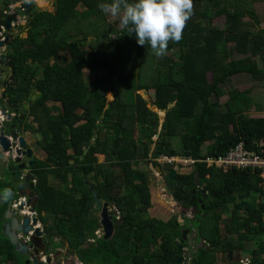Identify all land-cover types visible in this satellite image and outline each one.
Masks as SVG:
<instances>
[{"label": "trees", "instance_id": "obj_1", "mask_svg": "<svg viewBox=\"0 0 264 264\" xmlns=\"http://www.w3.org/2000/svg\"><path fill=\"white\" fill-rule=\"evenodd\" d=\"M99 2L54 0V11L31 12L26 37L15 35L6 48L11 82L2 94L5 107L31 118L23 131L38 135L45 153L35 162L32 188L43 239L53 251L67 244L82 264H177L188 247L181 229L194 228V244L204 242L192 255L195 264H216L218 252L227 264H243L236 259L242 253L248 264H264V201L255 198H264V180L258 170L223 171L198 162L182 174L167 164L165 182L173 200L183 211L198 210L193 221L182 213L181 224L176 216L165 223L144 217L151 207L150 190L147 174L137 169L143 162L156 167L161 155L218 157L240 142L251 148L264 140V114H247L246 93L232 89L220 102V86L231 77H264V31H254L252 5L264 0H192L182 38L170 40L165 50L175 51L173 58L154 55L147 44L136 43L134 33L111 26ZM204 2L214 16H224L222 28L210 17L200 18ZM84 70L97 73L90 84ZM142 90L153 91L151 102L158 110L174 104L161 124ZM107 93L113 100L106 109ZM30 94L36 95L34 101ZM174 137L180 150L171 145ZM50 178L67 187L53 186ZM6 181L0 179V193L2 187L10 191ZM88 186L119 213V220L112 215L111 239L95 234L100 223L89 218L97 208ZM200 188L210 196L202 201L204 210ZM9 198H0V264H32L2 233ZM222 214L229 216L222 220Z\"/></svg>", "mask_w": 264, "mask_h": 264}, {"label": "rangeland", "instance_id": "obj_2", "mask_svg": "<svg viewBox=\"0 0 264 264\" xmlns=\"http://www.w3.org/2000/svg\"><path fill=\"white\" fill-rule=\"evenodd\" d=\"M34 4H36L38 6L37 11H47V12H53L54 11V0H31ZM205 7H207V10H205L204 8H201L200 11V18L205 21V19L207 18H211V24L214 26H217L218 28H222L224 26V16H214L213 14V9L211 8V6L207 3L204 2ZM253 5V9L257 18V25H255L254 31L256 30H263L264 31V4L263 3H254ZM206 11V12H205ZM106 21L111 24V26H114L116 29H121L123 26L120 24L119 22V18L118 17H112L110 15H106L104 14ZM19 24L22 26V28L20 29V31H18V35L21 38L26 37V30L24 29L25 26L23 25V22H19ZM164 55L166 56H171L172 58L175 57L176 52L172 51L170 53H164ZM137 71V69H136ZM97 73H90L88 70H84L83 71V77L84 80L87 84H90L94 79H95V75ZM208 78L210 79V76H208ZM221 91H222V98H220V102L221 103H225V101L228 99L227 97V93L232 90L235 89L237 91L240 92H244L246 93V98L248 100L251 101V109L249 110V112H247L248 115L250 116H259V115H263L264 114V77L262 80L256 81L254 79H252L249 75L247 74H238L235 75L233 77H231L229 83H226L224 85L220 86ZM142 91H139V94L143 97V99L147 102V107L149 106V102L152 101L153 99V91L149 90L147 95L143 96ZM106 98V104L111 102L113 100V96L111 93H107V95L105 96ZM51 105H55L57 107H61V105L59 103L57 104H49ZM53 115H57V112H53ZM34 125V124H33ZM31 133V132H30ZM32 134V138L34 140L30 141V143L28 145H30V148L33 150L34 154L36 157H38V159L40 160H44L45 159V153L42 152V150H40L37 147V141L40 139V137L36 134ZM22 136V133H21ZM208 143H205L202 146V152L204 153L205 151V147ZM171 145L175 150H180L181 149V142L180 139L177 137H174L171 139ZM98 162L102 163L103 162V156H98ZM157 163V162H156ZM158 165L156 167H153L152 165L148 164L147 162H143L141 164L138 165L137 169L140 168V170H144L145 174H147V179H148V187L150 190V202H151V207L148 210L146 216L149 219H155V220H159L161 222H167L169 220H171V218H173L174 216L178 217L183 213L186 217H191V214L189 211H183L179 204L176 203L173 198L172 195L170 193V191H168L167 187H166V182H165V174H166V167L167 164H160L157 163ZM176 164H182L184 165V163L182 162V160L178 161V159H175V161L172 164H169L172 167H176ZM2 167L3 162H1L0 164ZM184 167V166H183ZM177 168V167H176ZM1 169V168H0ZM180 173H187V170H185L184 168L180 170ZM1 175V173H0ZM7 176L8 173L6 174ZM92 175H88L86 177L87 182L88 183H92ZM8 178V177H6ZM7 182V181H6ZM49 183L52 184L53 186H56L58 188H64L67 186H63L59 184V181L53 178L49 179ZM70 186V184H69ZM5 189V187L1 188V193L3 192V190ZM12 193V192H11ZM255 198L257 201H264L263 197H260L259 194L255 195ZM100 202H102L100 200ZM118 211H116L115 207L112 205H108V213L109 215H114L115 217L117 216L119 219V213L117 214ZM229 215H225L222 214V220H226V218ZM90 219H95L98 220L100 222V211L99 210H93L90 212L89 215ZM204 221H209L208 219H204ZM194 223V222H193ZM193 225V224H192ZM194 226H198L196 223H194ZM101 230V229H100ZM100 230H98L95 234L97 237L102 236V232H100ZM196 230L193 228L191 229V233H195ZM192 236V235H191ZM112 238V237H111ZM108 238V239H111ZM57 240V239H56ZM93 240H89L88 243H92ZM193 242V241H192ZM203 241H197V243L193 246V248H199L201 245H203ZM46 249H48L47 251H44L43 253L47 256L50 257L51 261L49 262V264H75L78 260L77 258L68 253V248H67V244H64L63 247H58L56 250H52L49 244H46ZM52 245V243H51ZM253 246V244H248L249 249H251V247ZM192 248L187 247L184 248V252L188 251L190 252ZM50 254V255H49ZM49 255V256H48ZM217 256V261L216 264H227L228 260L226 259L225 254L218 252L216 254ZM248 256L246 253H242L239 256L236 257V259H243V257ZM26 256H23V259ZM3 261V260H2ZM4 262V261H3ZM8 261L2 263V264H7ZM188 263H191V260H188Z\"/></svg>", "mask_w": 264, "mask_h": 264}, {"label": "flooded vegetation", "instance_id": "obj_3", "mask_svg": "<svg viewBox=\"0 0 264 264\" xmlns=\"http://www.w3.org/2000/svg\"><path fill=\"white\" fill-rule=\"evenodd\" d=\"M31 8H33L32 11H31ZM37 9H38V6L36 4H34L31 0H3V2H0V29L2 28V30L0 31V36L6 39L4 42L3 41H1V42H3V44L6 43V45H7L8 42L15 35H18L19 34L18 31H20V29L22 28V26L19 24V22L22 21L23 25L26 26L28 24V21H29V14L33 11H37ZM6 20H9L11 26L13 27L10 31H7V29L4 27L5 26L4 22ZM8 73H9V67L5 68L4 66H0V76H2V78H3V80H2L3 84L6 83V76L8 75ZM1 99H2V91L0 90V105H1ZM19 117H22V119L17 124V126L19 128V132L22 133V136L25 138L26 137L25 134L28 133L29 131H23L24 126L25 125H31L32 121H31L30 117L24 118L23 115H20ZM5 128H6L5 131H1V133H7L8 127H5ZM25 141L28 145L29 141L26 140V138H25ZM28 146L30 148V145H28ZM31 152L32 153H31V156L29 158L26 157V154L24 156H22L21 161L18 164L13 163L12 161L7 163L4 160H0V164H1V162H3L2 167H0L1 168L0 169V173H1L0 179L1 180L6 179L7 180L6 184L10 186V191L13 192L12 196H10V198H9V203H8V206H9L8 210L11 211L9 222H11L12 219H15L17 224H21L23 222L22 217L28 215L26 213L23 214L21 212L22 208L21 209H19V208L15 209L13 207L14 201L16 202L20 197H25L26 201L29 203L30 207L35 202L34 193L32 192V186H34L36 183V179H35V175H34V171H35V167H36L35 162H36V160H40V159H38V157L35 156L32 149H31ZM7 173L9 175V177L6 175ZM6 177H8V178H6ZM26 179H28V182H26ZM19 186H22L21 190H18ZM20 193H23V196H21ZM14 194H16V196H14ZM209 197H210L209 194L206 193V198L204 199V201L209 202L208 201ZM199 201H200V199L198 200V202ZM202 201H201V204H202ZM30 217H31V219L36 220V223H34L33 226L37 225L36 229L39 230L40 235L36 236L34 231L31 235L29 234L30 231H28L27 234H22V232H18L17 230H15V234L17 235V240L20 243H24L27 245L26 254L23 256H26V258L28 260H30L31 263H33L34 260L40 262L39 258L46 256L43 252L47 251L48 249H46V246H47L46 243L47 242L43 239V229H42V226L40 224L41 221L38 219L36 213H35V215L30 216ZM30 217L28 216V219H29L28 224L31 226ZM5 222H7V221L5 220ZM184 230H187L186 235H189L191 240L193 241L194 239L191 236L192 235L191 229H184ZM2 233H4V232L2 231ZM186 235H185L184 240L187 241V246H188V240L186 238ZM32 241H35L36 244H33ZM188 247H190V246H188ZM190 248H192V247H190ZM192 249H191V251H192ZM186 252H188V251H185V254H186ZM50 261H51L50 257L46 256V264H49Z\"/></svg>", "mask_w": 264, "mask_h": 264}, {"label": "clouds", "instance_id": "obj_4", "mask_svg": "<svg viewBox=\"0 0 264 264\" xmlns=\"http://www.w3.org/2000/svg\"><path fill=\"white\" fill-rule=\"evenodd\" d=\"M97 7L106 15L118 17L120 24L125 27L128 32L135 34L136 43L138 45L144 46L147 44L154 55L159 57L165 53L170 40L178 42L182 38L184 26L192 15L193 4L192 0H102V2L97 4ZM4 44L5 45L0 48H4L3 51L6 56L8 44ZM9 83L10 82L6 84ZM5 88L3 90L1 89L2 94ZM2 110L5 111L4 114H1ZM7 115H11V117L18 116L5 107V97L2 96L0 105V125L6 120ZM10 196L11 192L8 189H4L3 192L0 193V198L4 200H7ZM26 216L28 217V215ZM31 226L33 228V223ZM40 262L42 261L40 260ZM43 264H46V262Z\"/></svg>", "mask_w": 264, "mask_h": 264}, {"label": "water", "instance_id": "obj_5", "mask_svg": "<svg viewBox=\"0 0 264 264\" xmlns=\"http://www.w3.org/2000/svg\"><path fill=\"white\" fill-rule=\"evenodd\" d=\"M0 2H3V0H0ZM33 10V8H31V11ZM4 27L7 29V31H10L13 27L10 24L9 20H6L4 22ZM2 30V28L0 29V31ZM5 44H3V42L0 41V47H3ZM59 53V50L57 52H55L54 56H57ZM0 66H4L5 68L9 67V63H8V59L6 58V56L4 54L0 55ZM142 95L145 96L147 95V92L145 90H142ZM107 95V94H106ZM30 100L29 101H34L36 98V95L30 94L29 95ZM29 105V102L23 105V108L26 110L27 107ZM110 102L106 104V109L109 107ZM148 108L151 109L152 111H154L158 117H159V121L160 124L163 122L164 119V114L166 113V111H168L170 108L173 107V103L169 104L168 107L165 110H158L156 109V107L153 105V102H149L148 104ZM5 111H1V114H4ZM22 119V117H18V116H13L11 117V115H7L6 116V120L0 125V160H4L5 162H10L12 161L15 164L20 163L22 156H24L26 154V157H30L31 156V149L29 148V146L27 145L25 138L23 136L20 135L19 132V128L17 126V124L20 122V120ZM5 127H8V131L7 133H1V131H5ZM84 149V154L86 153V149ZM19 168V167H18ZM194 180H195V187L199 188L200 185V180L197 177V174H194L193 176ZM26 182H28V179H26ZM87 184V183H86ZM33 188V186H32ZM22 186H19L18 190H21ZM13 190V189H12ZM88 191L91 192L92 197L94 199V204L97 208V210L100 211V226H101V232H102V236L104 239H108L111 238L114 234V229H113V223L111 221V216L108 214V203L106 202H100V200L97 198L96 193L92 191V187L88 186ZM201 198L199 201L200 204V209L204 210L205 206L203 204H201V201L204 200L206 198V193L204 190H202L200 188L199 191ZM21 196H23V193H20ZM22 206L19 207V209H21ZM34 205H32L30 212H34ZM10 210H7L5 213V220L7 222L3 223L2 226V231L4 232L3 234L5 235V237L9 240L10 244H12L15 248V251L20 254V255H25L26 254V248L27 245L24 243H20L17 240V235L15 234V230H17L18 232H22V234H27L28 231L32 230V226H30L29 223V219L27 216H23V222L21 224H17V222L15 221V219H12L11 222H9V218H10ZM198 210H194L193 212L191 211V221L194 220L195 215L197 214ZM178 221L180 223L183 222V219L181 218V216H179ZM33 224L36 223V220L34 219ZM17 224V225H16ZM34 233L36 236L40 235V232L38 229L34 230ZM187 234V230L181 229V238L184 239L185 235ZM196 233L192 234L193 239L196 238ZM35 236V237H36ZM186 238L188 240V246L192 247L195 245L194 242H192L191 238L189 235H186ZM33 244H36L35 241H32ZM196 253V249L193 248L191 252H186V254L184 256L179 257L176 260L177 264H180L183 262V264H189L188 260H191L190 264H195V261L192 259V255ZM30 260H28L26 263H29ZM32 264H43L42 262H38L36 260L33 261ZM75 264H81L80 262H76Z\"/></svg>", "mask_w": 264, "mask_h": 264}, {"label": "built area", "instance_id": "obj_6", "mask_svg": "<svg viewBox=\"0 0 264 264\" xmlns=\"http://www.w3.org/2000/svg\"><path fill=\"white\" fill-rule=\"evenodd\" d=\"M6 39L0 36V41H5ZM4 48H0V55L4 54ZM3 78L0 76V90L4 89L8 82H11L10 74L6 76V83L3 84L2 82ZM2 120V119H1ZM253 145V146H252ZM251 145V148H248L246 144L243 142L238 143L234 148H231L225 155H221L218 157H209L206 156L203 159H192V158H182L177 156L168 157L166 155H161L156 160L157 163L160 164H172L175 159H178V161L182 160L184 165L182 164H176V167L174 169H177L179 172L181 169L190 168L195 165V163L201 162L205 163L206 167H215L216 169H220L223 171H227L231 168H236L239 170L243 169H250V170H258L259 176L264 180V140L254 141V143ZM252 147L255 149L253 150ZM184 166V167H183ZM22 206L21 212L24 214H28V216H33L35 213H31L30 205L26 201L25 197H20L16 202L14 201L13 207L15 209ZM118 214V212H117ZM33 218V217H32ZM116 220H118V217H115ZM31 225L33 219H31ZM37 226H33L32 231L29 232L31 235L36 229ZM43 263L46 262V256H43L39 258ZM241 263L248 264L247 258L241 259Z\"/></svg>", "mask_w": 264, "mask_h": 264}, {"label": "crops", "instance_id": "obj_7", "mask_svg": "<svg viewBox=\"0 0 264 264\" xmlns=\"http://www.w3.org/2000/svg\"><path fill=\"white\" fill-rule=\"evenodd\" d=\"M30 119H31V118H30ZM25 135H26V137H25L26 140H28L29 143H30V141L33 140V138H32V137H33L32 134L28 132V133H26ZM33 142H34V140H33ZM37 147H38V145H37ZM38 148H39V147H38ZM39 149H40V148H39ZM40 150H41V149H40ZM42 152H43V151H42Z\"/></svg>", "mask_w": 264, "mask_h": 264}, {"label": "bare ground", "instance_id": "obj_8", "mask_svg": "<svg viewBox=\"0 0 264 264\" xmlns=\"http://www.w3.org/2000/svg\"><path fill=\"white\" fill-rule=\"evenodd\" d=\"M182 158H188V157H182ZM190 158V157H189Z\"/></svg>", "mask_w": 264, "mask_h": 264}]
</instances>
